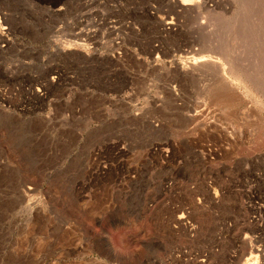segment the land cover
<instances>
[{
    "label": "rangeland",
    "instance_id": "374dc122",
    "mask_svg": "<svg viewBox=\"0 0 264 264\" xmlns=\"http://www.w3.org/2000/svg\"><path fill=\"white\" fill-rule=\"evenodd\" d=\"M164 142L228 223L191 264H264V0H0V264H170L122 200Z\"/></svg>",
    "mask_w": 264,
    "mask_h": 264
},
{
    "label": "built area",
    "instance_id": "2783aa9c",
    "mask_svg": "<svg viewBox=\"0 0 264 264\" xmlns=\"http://www.w3.org/2000/svg\"><path fill=\"white\" fill-rule=\"evenodd\" d=\"M152 127L159 130V121H152ZM158 146H150L148 150L152 155L160 152L161 161L158 165L151 163L148 166L137 168L131 175L126 176L129 180L127 189L122 192V200H141L136 210L135 228L150 244H164L162 241L145 239L157 233L170 238L171 262L191 264L192 262H205L199 258L196 244L198 238L206 235L209 231L214 234L228 227L227 221H223L220 209L221 200L214 192V183L211 177L207 178L205 185L210 188V199L203 195L201 188V175H196L192 170H187L182 161L175 166L170 165L171 146L166 142L158 143ZM127 145L122 149L126 150ZM195 152L200 153L198 150ZM198 173V170L195 169ZM258 177L263 174L258 173ZM203 177V176H202ZM124 180V178H122ZM254 184L249 186L248 192L252 193ZM247 208L253 210L250 217L251 224L256 226L257 234L264 233V202L247 200ZM156 230L157 233L153 232ZM142 242L139 241V244ZM257 248V253H258ZM170 262V264H171Z\"/></svg>",
    "mask_w": 264,
    "mask_h": 264
},
{
    "label": "bare ground",
    "instance_id": "6f19581e",
    "mask_svg": "<svg viewBox=\"0 0 264 264\" xmlns=\"http://www.w3.org/2000/svg\"><path fill=\"white\" fill-rule=\"evenodd\" d=\"M190 1V0H189ZM187 4H189V3H182V5H187ZM167 25H168V27H172L173 26V23L172 22H169V23H167ZM170 27V28H171ZM174 28V27H173ZM168 29V28H167ZM200 59V58H199ZM206 61H208V59L206 60V59H200V60H198V59H195V61L193 62V65H198V64H204V62H206ZM211 61V60H210ZM191 64V63H190ZM251 250H255V253H253V254H251ZM250 254L252 255V256H254V257H257L258 256V253H257V249H255V248H251L250 249ZM255 254L257 255V256H255ZM251 264V263H250ZM256 264V263H255Z\"/></svg>",
    "mask_w": 264,
    "mask_h": 264
},
{
    "label": "clouds",
    "instance_id": "9594fccd",
    "mask_svg": "<svg viewBox=\"0 0 264 264\" xmlns=\"http://www.w3.org/2000/svg\"><path fill=\"white\" fill-rule=\"evenodd\" d=\"M125 233L123 231H118L114 233V241L119 246L121 245L123 239H124Z\"/></svg>",
    "mask_w": 264,
    "mask_h": 264
}]
</instances>
